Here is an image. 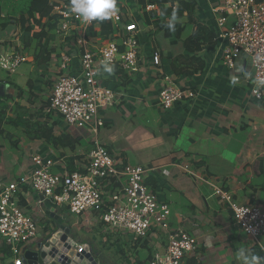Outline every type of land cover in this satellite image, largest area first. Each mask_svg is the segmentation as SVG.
<instances>
[{"label":"crops","instance_id":"0c3cea01","mask_svg":"<svg viewBox=\"0 0 264 264\" xmlns=\"http://www.w3.org/2000/svg\"><path fill=\"white\" fill-rule=\"evenodd\" d=\"M118 1L128 15L126 21L136 20L140 29V71L128 76L99 69L101 84L112 89L117 99L100 111L104 124L97 136L90 131L75 134L76 127L47 112L61 52L76 54L72 41L62 44L57 38L51 43L53 52L47 65L37 64L33 44L23 51L28 61L15 74L9 76L0 70V181L12 182L29 174L35 156L52 160L51 172L55 174L81 170L97 142L119 164L150 169L146 184L160 202L168 204L170 229L184 231L197 240V250L188 256L187 264H241V248L264 258V237L257 244L246 235L235 223L227 202L216 193L221 189L239 206H258L264 211V90L259 100L251 95L252 69L245 56H240L232 69L223 66L224 29L217 19L224 0L165 3L172 9L181 4L191 6L189 11L180 7L184 10L174 21V31L167 27L172 19L160 16V5L156 11L146 12L145 2L139 10V2L132 0L133 12L128 0ZM153 15L162 19L160 29L154 18H149ZM232 22L229 18L227 25ZM12 30V25L0 24L3 48L17 45ZM90 37L94 42L96 36ZM188 38L196 40L198 50L185 48ZM154 53L161 59L159 67L151 63ZM74 64L77 69L76 59ZM160 75L191 90L195 98L163 110L157 104L163 87ZM85 139L89 140L87 146ZM16 196L38 228L37 237L23 245L22 256L56 229L45 213L50 209L69 228L75 248L89 246L97 264H147L165 251L167 234L161 230L152 228L148 237L134 246L129 235L111 234L92 218L87 222L89 235L79 237L69 225L67 208L42 201L24 185L19 186ZM0 264H12L9 247L3 242Z\"/></svg>","mask_w":264,"mask_h":264},{"label":"built area","instance_id":"2783aa9c","mask_svg":"<svg viewBox=\"0 0 264 264\" xmlns=\"http://www.w3.org/2000/svg\"><path fill=\"white\" fill-rule=\"evenodd\" d=\"M144 1L146 12L157 10ZM51 15L57 17L56 38L62 44L72 41L76 54L61 52L58 72L52 79L47 112L60 116L76 128L87 127L95 136L104 122L100 111L115 104L116 93L101 84L99 69L108 64L112 73L132 76L140 71V29L116 0L109 19L83 22L70 10L71 0H49ZM143 10V7H142ZM233 22L227 25L228 19ZM109 22L113 33L91 41L88 31ZM127 22V23H126ZM223 28L222 63L232 69L240 56H245L252 69L251 95L263 97L264 85V0H224L217 19ZM226 27V28H225ZM16 46L0 44V70L11 76L28 61L19 37ZM77 60V69L74 60ZM159 67L158 54L150 56ZM163 87L157 104L168 110L177 102L195 98L189 89L176 86L167 75H160ZM33 169L12 182L0 181V239L9 247L12 264H22V247L37 237V224L18 204L17 192L24 185L54 206L65 207L72 215L87 222L92 218L102 223L111 234L129 235L134 246L148 237L152 228L167 234L163 254L154 255L147 264H187L188 256L197 250V240L178 229H170L168 204L160 202L146 184L150 169L141 165L119 164L101 144L95 143L81 170L51 172L54 162L41 156L32 158ZM217 195L229 205L237 226L254 242L264 237V211L258 206H239L227 192L217 189ZM89 224V223H88ZM86 245L74 248L82 253Z\"/></svg>","mask_w":264,"mask_h":264},{"label":"trees","instance_id":"16d2710c","mask_svg":"<svg viewBox=\"0 0 264 264\" xmlns=\"http://www.w3.org/2000/svg\"><path fill=\"white\" fill-rule=\"evenodd\" d=\"M170 0H150L151 4L160 5V16L162 19H172L173 14H175V19L180 18L183 10H190L189 5L181 4L178 8L172 9L164 6L165 3H169ZM144 1H140L138 8L142 9ZM142 6V7H141ZM183 6V10L182 7ZM141 7V8H140ZM51 6L49 0H24L22 2V7L19 10L18 24L22 31L20 39L21 44L25 49H28L33 44L35 46V55L37 58L38 65H47L50 61L51 53L53 49L50 48L51 43L56 42L55 28L57 24V17L51 15ZM143 15V14H142ZM152 15V13H151ZM143 18V17H142ZM144 18L148 22V18L144 14ZM149 18H154V23L157 29L162 27V19H156V16H150ZM127 23V22H126ZM37 27V31L34 28ZM177 27V25L175 26ZM36 29V28H35ZM113 30L109 22H101L99 31L95 32L91 28L88 31L89 36H96L100 38L109 37L112 35ZM140 42V41H139ZM196 40L193 38H188L184 41L186 49L196 51L199 47L196 45ZM194 46V49L191 48ZM71 171V170H70ZM137 264H142L137 262Z\"/></svg>","mask_w":264,"mask_h":264},{"label":"water","instance_id":"95a60500","mask_svg":"<svg viewBox=\"0 0 264 264\" xmlns=\"http://www.w3.org/2000/svg\"><path fill=\"white\" fill-rule=\"evenodd\" d=\"M40 198L44 200L42 195ZM45 213L56 223V229L36 244L34 249L23 253L22 264H97L89 246L86 245L82 253L75 250L74 243L69 238V228L63 225V219L57 216L53 209Z\"/></svg>","mask_w":264,"mask_h":264},{"label":"clouds","instance_id":"9594fccd","mask_svg":"<svg viewBox=\"0 0 264 264\" xmlns=\"http://www.w3.org/2000/svg\"><path fill=\"white\" fill-rule=\"evenodd\" d=\"M115 8L116 0H71L70 4L71 12L85 23L109 19ZM175 18V14H173L172 21L167 24L169 30H175ZM104 70L111 74L113 68L105 64ZM258 84L264 85V80L258 81ZM238 256L241 264H260V261L264 259L255 254H249L244 248L238 250Z\"/></svg>","mask_w":264,"mask_h":264},{"label":"rangeland","instance_id":"374dc122","mask_svg":"<svg viewBox=\"0 0 264 264\" xmlns=\"http://www.w3.org/2000/svg\"><path fill=\"white\" fill-rule=\"evenodd\" d=\"M24 0H0V15L2 14L4 17L1 19L0 17V24H5V25H12L13 26V37H20L22 35V31L19 27L18 24V17H19V10L22 7V2ZM125 3V1H124ZM132 2V0H128L127 4L130 6L133 12H135V3ZM137 22L136 20H134ZM36 28V29H35ZM34 30L37 31V27H35ZM37 52H35L36 54ZM36 57V55H35ZM35 61H37V58H35ZM40 63V62H39ZM37 62V64H39ZM88 130L87 127L83 128H76L74 129L75 134H80V133H86ZM92 137L95 139V137L92 135ZM92 139V138H91ZM84 144L87 146L89 144V140L85 139ZM69 225L72 229L73 232L77 233L79 237H87L89 235V225L85 219L82 217H79L77 215H70L68 217ZM2 239H0V244L2 243ZM116 257V256H115ZM114 260V256H113ZM116 263V261L114 260Z\"/></svg>","mask_w":264,"mask_h":264}]
</instances>
